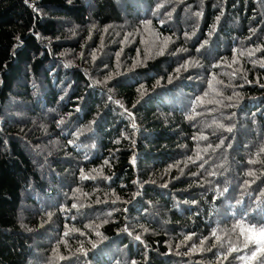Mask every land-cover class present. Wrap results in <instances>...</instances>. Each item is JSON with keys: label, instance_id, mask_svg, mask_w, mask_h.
Segmentation results:
<instances>
[{"label": "trees", "instance_id": "obj_1", "mask_svg": "<svg viewBox=\"0 0 264 264\" xmlns=\"http://www.w3.org/2000/svg\"><path fill=\"white\" fill-rule=\"evenodd\" d=\"M242 219L264 0H0V264H245Z\"/></svg>", "mask_w": 264, "mask_h": 264}, {"label": "snow or ice", "instance_id": "obj_2", "mask_svg": "<svg viewBox=\"0 0 264 264\" xmlns=\"http://www.w3.org/2000/svg\"><path fill=\"white\" fill-rule=\"evenodd\" d=\"M207 95V93H205ZM197 104L202 103V98H198L196 101ZM219 127H223V125H218ZM135 127V124L133 125ZM231 131V128L227 129ZM206 139V137H205ZM251 174V173H250ZM227 191V189H225ZM72 207H76L73 205ZM234 229H239V234L243 237L242 246L238 249L237 247H232L230 250L232 252L243 251L244 249H248L250 245H252V250L250 253H246L245 256L238 257L239 259L245 261V264H251L252 260H255L257 254L260 252H264V221H261L259 224L252 222H245L243 219L239 221L236 225H234ZM217 240L220 239L217 236L216 232L212 234ZM136 239H139L137 236ZM264 264V261L261 262Z\"/></svg>", "mask_w": 264, "mask_h": 264}]
</instances>
